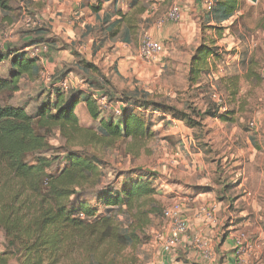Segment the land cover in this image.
<instances>
[{
    "label": "trees",
    "instance_id": "1",
    "mask_svg": "<svg viewBox=\"0 0 264 264\" xmlns=\"http://www.w3.org/2000/svg\"><path fill=\"white\" fill-rule=\"evenodd\" d=\"M11 1L0 0V12L9 11ZM137 1H131L128 14L116 11L119 19L113 23L109 36L115 35L123 23L128 34L136 33L137 17L142 12ZM211 2L212 7L202 11L200 30L221 34L225 28L220 24L241 10L243 2ZM35 33L36 36L23 47H7L5 53H0V64L8 60L10 66V80L0 81V92L7 89L16 92L23 76H37L36 59L26 57L27 48L57 43L55 39L45 38L47 31L41 27ZM64 49L70 50L76 68L84 75L101 74L94 64L84 60L71 47ZM223 55L220 48L203 44L195 48L190 58L186 86L207 94L203 109L190 105L178 109L168 103L150 101L151 97L146 94L141 99L118 94L103 76L85 83L104 89L103 97L110 104L114 101L122 106L120 115L115 116L116 122L114 118L102 116L104 112L99 109L93 91L79 88L64 91L61 87H51L45 101L32 114L26 112V107L0 104V233L4 241L0 264L129 263L126 253L148 244L147 230L159 218L161 209L155 200L154 183L160 175L135 170L121 182L105 181V163L100 157L103 150L100 149L129 141L130 151H139L155 138V131H152L155 123L146 120L155 114L170 115L189 129H202L206 120L235 122L236 109L221 111L220 104L213 100L217 91L212 87L216 81L223 84L226 96L231 99L229 102H235L239 94L238 77L219 74ZM205 79L211 81L208 88L204 87ZM80 104H84L90 119L97 123L95 130L79 124L76 110ZM54 133L64 141L63 157L37 158L34 164H29L27 157L45 152L48 138ZM53 164L62 168L51 173ZM221 177L218 172L214 183L222 186ZM234 185L231 182L222 186V196L217 197L219 203H234V197L225 196V192L235 190L237 185L232 188ZM208 191L212 189H198L200 193Z\"/></svg>",
    "mask_w": 264,
    "mask_h": 264
},
{
    "label": "rangeland",
    "instance_id": "2",
    "mask_svg": "<svg viewBox=\"0 0 264 264\" xmlns=\"http://www.w3.org/2000/svg\"><path fill=\"white\" fill-rule=\"evenodd\" d=\"M206 1L209 0L196 1L197 3L195 4L198 6L199 11L191 13L186 20L183 18L184 22H181L183 26L191 28L189 30L190 35H195L191 38L192 41L189 42L187 50H183V44L179 42L181 39L184 40L181 32L178 31L177 35L172 33L168 38L170 39V41L168 40V45H166L167 41L163 45L161 44L163 55L160 58V62L155 66L152 76H147L145 73L136 75L130 71L128 72L131 74H127V71L123 70L122 76H118L114 66L116 61L114 63L110 62L109 65H104L103 62L106 59L104 53L96 59L90 60L92 64L96 63L94 65L101 74L88 73L84 75L79 69L74 68L72 53L69 49H64L65 46L68 47V45L63 43L65 40L62 41L57 38V36H60L65 39L66 36L62 34L61 30H55L57 36L48 35L49 37L46 36L45 38L53 37L57 39V44L51 45L46 42V45L50 47L48 48V53L41 56L40 59L34 58L36 59V67L39 69L37 76L32 78L23 76L18 82V90L16 92L10 89L0 92V104L2 106L26 107V112L32 114L37 106L45 101L48 95L47 92L51 90V87L60 88L61 83L65 80L69 91L83 86L84 91L97 90L103 96L104 89L92 88L85 83V81L92 82L94 78L100 80L101 76H103L106 80H109L118 94L125 93L138 99H141L142 95L146 94L151 97L149 98L150 101L168 103L178 109H185L189 105L203 109L208 100L207 94H204L201 90L198 92L189 90L186 86L185 79L190 61L189 55L191 58L195 48L203 44L208 47L220 48L224 55L222 57L223 62L219 66L224 71L226 70L225 73L227 72L223 75L228 76L234 73L238 76L240 92L242 91L248 103L243 113L237 111V121L241 120V122H237L240 127L238 125H216L214 121L206 120L203 122L204 127L202 129H193L190 134H186L180 128L177 129V127L168 131L165 125L159 121L161 114L151 115L150 119L146 118V120L150 124L155 123L152 128V131H155L156 134L155 138L148 141L139 151H130L129 141H119L112 148H101L100 150L103 151L100 157L105 163L103 173L106 177L105 181L114 183L121 182L128 173L135 170L149 171L160 175L154 186L157 189L155 200L160 205L161 210L159 218L154 220L147 230L150 240L146 244L155 243L158 246H161L159 241H162L160 239L167 232V221L161 215L163 208L168 207L172 203H181L183 206H187V200H194V202H191L190 208L191 210L195 209L190 217H192L191 220L194 224L199 225L203 223L201 219L205 216L200 209L211 202L209 199L216 198L215 200H217V197H221L223 185L232 182L235 184L232 186L234 188L238 183H241V189L229 190L225 192V196L233 197L238 195L240 199L244 196L246 198L244 200L238 198L239 200L234 204L235 210L233 211L221 206L217 217H215L217 223L212 228L214 238L210 237L208 232L207 237L203 236L202 239L213 243L214 248L212 251L216 255L215 260L218 261L224 260L226 256L222 255L227 253L217 251L214 242L230 238L233 240L234 236H238L242 240L240 246L241 262L238 261L236 264H264V178L259 182L256 177L248 178L250 170L246 169L242 172L240 168L235 170L229 168V162H245L243 154L246 155L248 153V147L245 141L246 136L241 133L244 130L246 131V129L251 130L248 124L251 121H255V117L260 115V122L255 121L258 124L257 130L249 132L258 136L256 140L260 143L263 151L262 163L264 171V0H257L256 3H252L250 0H241L243 8L240 10V14L236 12L226 21L227 24L223 25L225 29L221 34L211 30H206L205 32L200 30L202 11L208 10L205 8ZM32 4L31 0H12L10 10L5 13L0 12V53H5L7 47L16 49L23 47L22 45L26 41L36 36L35 31L44 26L46 21L38 13L40 9L32 6ZM179 9L182 14L183 8L179 6ZM163 12L160 11L152 17L154 22L162 19ZM28 18L39 21L37 23L38 26L33 29L28 28L25 25V21ZM167 20V18L166 20L162 19L160 23H166ZM144 35L152 38L148 31H143L136 42L141 43ZM46 41L51 40L46 39ZM167 46L169 48L173 47L175 52L173 53L171 49L168 50ZM110 50L108 48L106 51L110 52ZM26 57L31 58L29 52H26ZM251 61L253 63H250ZM118 66L123 69L119 64ZM9 69L8 60L0 64V81L10 80ZM107 74H112L114 80L112 81L110 76L106 77ZM262 75L263 77L261 78ZM79 81L82 82V86H80ZM210 82V80L205 79L204 87L208 88ZM218 83L216 81L214 87L226 109L236 108L241 100L237 105L229 102L230 99L224 92L223 84L220 85ZM205 92L208 91L206 90ZM111 105L116 108L117 103L113 101ZM111 111H107L102 116L105 119H108V117L114 118L113 120L116 122L118 118L113 116L110 113ZM76 114L82 127L96 129L97 123L90 119L84 104L78 106ZM232 128H236L238 133L230 137L228 133ZM181 136L190 138L192 142L188 141L183 144ZM63 150V139L60 138L58 133H54L52 137L48 138V149L45 152L29 155L26 160L29 164H34L37 158L50 159L56 156H61L62 158ZM231 155H233L232 159ZM61 168V165L53 164L50 171L51 173H56ZM215 170L222 174L220 180L222 186L215 184L216 182L214 183L213 173ZM243 179L245 181H242ZM209 185L216 190V195L213 194L210 196L211 198H208V196H199L197 194L199 188L201 189L202 186L209 187ZM211 187L210 189H212ZM247 194L249 196H246ZM215 202L217 203V201ZM259 206L261 210H258ZM184 209L185 207H183V217L187 220V224H190V229L185 235L189 237V241L193 242L195 240V232L191 231L193 223H189V216L184 213ZM207 213L208 210L206 209L205 214ZM3 244V236L0 233V251L3 250ZM192 245L197 256L199 252L197 246L199 244L193 242ZM145 249L140 247L135 251H128L126 255L129 257L130 262L127 264L155 263L152 254V251L155 252L154 246L148 252ZM182 251L183 249L180 247L174 251V253L176 252V259L180 262H184V253ZM234 252L236 254L233 245V249H229L228 253L234 254ZM206 260L208 261V259Z\"/></svg>",
    "mask_w": 264,
    "mask_h": 264
},
{
    "label": "crops",
    "instance_id": "3",
    "mask_svg": "<svg viewBox=\"0 0 264 264\" xmlns=\"http://www.w3.org/2000/svg\"><path fill=\"white\" fill-rule=\"evenodd\" d=\"M132 0H31L33 3L32 6H36L40 9L38 13L42 16L43 19H45L44 26L41 27L43 30L47 31L46 35H54L55 30H61L62 34L65 35V39H62L60 36H57V38H60L62 41L65 40V45H68V47H71L73 51L77 52L84 60L91 63L90 60L96 59L101 54H105V61L103 62L104 65H109L110 62H115L114 66L116 68V74L118 76H122L123 71H127V74L135 73L136 75H143L145 73L147 76H152V72L155 70V66L160 62V60L154 64H147L143 62L139 58V47L140 42H136L137 38H140L139 36L143 31H148L152 38L160 42V44H164V42L167 41L166 45H168V39L172 33H175V35L178 34V31L181 32V36H184V40H180L179 42L183 44L182 49L187 50V46L190 41H192V37L195 36L194 34L189 33V30H191L190 27L183 26L181 22H184L183 20L187 19V17L191 13H197L199 11L198 6L195 4L198 0H138L137 1V7H140L142 9L141 14L138 15V28L134 35L128 34L126 24H122L115 35L109 36V30L112 28L113 23L119 19L118 15L116 14V11L122 12V14H128L131 12L130 10V4ZM174 4H177L183 8L180 24L179 23H173L169 20H167L166 23H160L162 19L166 20L165 16L167 12L169 11L170 7ZM160 11H164L162 14V19L156 20L154 22L153 16L157 14ZM238 14H240V10L238 11ZM184 18V19H183ZM169 21V22H168ZM226 22L221 23L220 25H225ZM227 24V23H226ZM216 25V24H212ZM187 27V28H186ZM189 33V34H188ZM60 34V33H59ZM190 35V37H189ZM49 37V36H48ZM53 38V37H50ZM54 39V38H53ZM57 41V39H55ZM58 42V41H57ZM81 43V44H80ZM57 43H55L56 45ZM54 45V44H51ZM50 45V46H51ZM49 47V46H48ZM50 48V47H49ZM110 50V52L106 50ZM168 50H173L174 48H169L167 46ZM67 50V49H65ZM108 53V54H107ZM171 54V53H169ZM191 54V52H190ZM190 59V55H189ZM72 60L74 61L72 64L75 65L74 68H76V60L72 56ZM94 62V61H93ZM96 65V63L94 62ZM118 64L123 68H119ZM140 66V68H139ZM129 68V69H127ZM123 70V71H122ZM130 71V72H128ZM188 71V67H187ZM226 71V70H225ZM224 75L227 73H225ZM115 72V71H114ZM104 74V73H103ZM230 74V73H229ZM223 75V76H224ZM111 77L112 81L114 80V77H112V74H107L106 77ZM231 76H237L234 73H231V75L225 76V77H231ZM218 77V76H217ZM238 77V76H237ZM263 75L261 76V78ZM95 79V78H94ZM126 79V78H125ZM215 79L216 76H215ZM108 80V79H107ZM238 84H239V78H238ZM79 89L84 90L83 86ZM131 91V90H130ZM95 95L99 94V91L93 90ZM242 98V99H241ZM230 99V98H229ZM241 100V101H240ZM231 101V99H230ZM240 101V104L235 108L236 111H240V113H243L245 108H247V101L244 98V95L242 94V91L235 98L234 105H237ZM225 106V105H224ZM226 110V106L224 111ZM236 114V119H237ZM261 117L258 115L255 117V121H259ZM161 119V123H163L168 131H170L172 128H176L182 130V132L186 134H190L193 129L187 128L183 123L176 121L171 118L170 115H160L159 117ZM254 119V118H252ZM211 121V120H210ZM241 122V120H238ZM237 120L233 123H222L220 121L215 120L214 122L216 125L224 124L225 126H233V125H239ZM256 121V122H257ZM249 129H246V131H242L241 134L245 135V141L248 147L247 154L244 155L245 162H229L231 169L240 168L242 172H244L246 169L250 170L251 172L248 173V178L256 177L258 178L259 182H261L264 178V171H263V163H262V156L263 151L260 146V143L257 142L256 138H258L257 135L254 133H250ZM238 133L236 128H232L228 135L230 137H233ZM244 137V136H243ZM183 144L185 142H192L190 138H184L182 137ZM253 138L254 140H251ZM200 150V149H198ZM242 155V153H241ZM233 155H231L232 159ZM251 168V169H250ZM254 169V170H252ZM218 176V172L215 170L213 173L214 180ZM231 178V177H230ZM231 180H233L231 178ZM242 181H245L243 179ZM215 187V185H213ZM205 187V186H202ZM207 187V186H206ZM209 187H211L209 185ZM242 184L238 183L237 189H241ZM213 189V187H211ZM199 196H208V198H211L210 196L215 194L216 190L213 189V191L205 192V193H197ZM246 196H249L247 194ZM236 200L231 205H223L222 203H219L215 199H209L211 201L208 205L204 206L201 211H204V209L208 210V213L213 208V218H211L210 215L203 214L205 216L202 217L201 224L197 225L194 224L191 220L193 211L195 208L191 210V202H194V200H187V206L184 209V213L189 216V223H193V227L191 228V231L195 232V240L193 241L195 244H199L197 248L199 249V252L196 256V253L194 251V246L192 245L193 242L188 240V236H184L181 239V243L179 247L183 249L184 253V262L178 261L176 258V252L172 254H167L163 251L161 246L163 247L165 234L162 236V238L159 241L161 246L156 245L155 243H151L149 245L142 246V249L146 248V252L150 251V249L155 248V252L152 251L153 258L155 260V263L153 264H236L238 262L236 256H234L233 253H228L229 249H233V240L230 239H222L219 241H215L214 243L215 248H217V251L220 252H226V256L224 260H218L216 261V255L212 251L214 248L213 243L204 241L202 238L207 237V234L209 232V236L214 238V231L212 228H214L216 222L215 217H217L218 212L223 206V208L227 210H235L234 204L237 200L240 198L238 195L233 196ZM239 198V199H238ZM246 197L244 196L240 200H244ZM217 201V203L215 202ZM193 204V203H192ZM258 210H261V207H258ZM242 213V212H240ZM238 226V225H237ZM236 228V227H233ZM190 229V224H188V231ZM185 240L186 243H185ZM217 242V243H216ZM178 247V248H179ZM177 248V249H178ZM211 250L212 258L206 260L205 256V249ZM176 249V250H177ZM155 254V256H154ZM239 264V263H238Z\"/></svg>",
    "mask_w": 264,
    "mask_h": 264
},
{
    "label": "built area",
    "instance_id": "4",
    "mask_svg": "<svg viewBox=\"0 0 264 264\" xmlns=\"http://www.w3.org/2000/svg\"><path fill=\"white\" fill-rule=\"evenodd\" d=\"M212 7L211 0L206 1L205 8L210 9ZM166 18L174 23H178L181 19L180 9L177 4H174L168 11ZM39 21L32 20L30 18L26 19L25 25L33 29L36 26H38ZM48 45L46 44H39L34 45L30 48H27L25 51L29 52V56L31 58H39L43 55H46L48 53ZM163 55V47L160 43L154 41L151 37L144 35L143 39L140 43L139 47V57L142 61L148 64L156 63L160 60L161 56ZM224 73V69L219 67V74L222 75ZM78 84V83H76ZM80 86H82V82L79 81ZM61 88L64 91H68L67 82L66 80L61 83ZM212 89H215L214 85ZM94 98L97 100V105L99 109L107 113V111L112 110L110 113H112L114 116L120 115V109L121 105L117 104L116 108L112 107V105L107 101V99L100 94L95 95ZM213 100L220 104V110L224 111L225 106L222 104L220 97L217 95V93H214ZM249 128L251 130H257L258 124L255 121H251L248 124ZM204 213L206 210L203 211ZM213 212L214 209L212 208L208 215L213 218ZM162 217L167 221V232L165 234V242L163 244V251L167 254H172L174 251L178 248V246L181 243V239L185 236V234L188 231V224L187 220L183 217V205L181 203H172L166 208H163L162 210ZM233 245L234 250H236V258L239 262L240 261V250H241V244L242 240L240 237H233ZM205 252V258L211 259L212 253L211 250H208L207 248L204 250Z\"/></svg>",
    "mask_w": 264,
    "mask_h": 264
},
{
    "label": "water",
    "instance_id": "5",
    "mask_svg": "<svg viewBox=\"0 0 264 264\" xmlns=\"http://www.w3.org/2000/svg\"><path fill=\"white\" fill-rule=\"evenodd\" d=\"M252 3H256L257 0H250Z\"/></svg>",
    "mask_w": 264,
    "mask_h": 264
}]
</instances>
